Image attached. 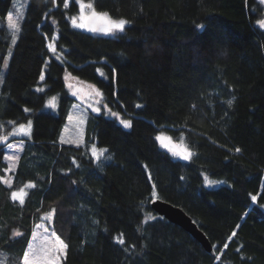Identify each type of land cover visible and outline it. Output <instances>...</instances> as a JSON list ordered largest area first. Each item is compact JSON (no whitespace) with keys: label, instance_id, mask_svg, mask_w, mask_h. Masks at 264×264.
<instances>
[{"label":"trees","instance_id":"trees-1","mask_svg":"<svg viewBox=\"0 0 264 264\" xmlns=\"http://www.w3.org/2000/svg\"><path fill=\"white\" fill-rule=\"evenodd\" d=\"M92 1L98 11L127 18L125 30L74 28L76 0L67 8L68 0H29L13 44L6 21L13 0H0V73L11 53L0 132L33 124L29 137H16L24 144L11 188L4 178L13 140L0 144V264H22L35 226L53 209L50 227L68 245L63 264H264V29L256 23L264 3ZM66 73L94 83L132 126L90 113L84 143H62L76 102ZM52 95H59L57 112L44 109ZM160 131L191 157L162 148ZM93 146L107 151L96 159ZM206 175L225 183L207 186ZM29 182L35 187L24 203L13 201L11 192ZM156 199L183 209L213 253L156 213Z\"/></svg>","mask_w":264,"mask_h":264},{"label":"rangeland","instance_id":"rangeland-1","mask_svg":"<svg viewBox=\"0 0 264 264\" xmlns=\"http://www.w3.org/2000/svg\"><path fill=\"white\" fill-rule=\"evenodd\" d=\"M28 2H29V0H16L15 7H13V2H12L11 12L13 14V19L18 23V25H20L21 20L23 19L24 15H25ZM69 2H70V0H68L67 4H69ZM82 2L85 3V5H87V3L93 2V1L92 0H82ZM79 5H80V3H79ZM96 11H98V10H96ZM98 12H102V11H98ZM90 13H91V9H88L85 6V8L83 9V15L89 16ZM80 16H81V7H80V13L78 15L72 17L71 23H72V20L74 18H75L77 24L81 23L82 21L80 20ZM110 17L114 20L120 19V18H114L112 16H110ZM124 19H126L128 21V23L125 25V26H127L130 22L127 18H124ZM6 21H7V19H6ZM85 23H87L88 27H85V28H78L75 26H73V27L76 29H79V30H84L87 32H92V33H104L102 31L93 32V31L89 30L90 28H97V29L104 28L106 25H105V22L103 20L91 19V20L85 21ZM7 25H8V21H7ZM117 32L118 31H114L113 33H109V34H116ZM50 44H52L54 46L53 43H50ZM11 49H12V47L10 48V50ZM6 58L8 59V64H9L10 55L8 54V56ZM7 68L3 67L2 75L5 74ZM72 77L74 78L75 81H72L71 78L69 80V77H67L66 87H67L69 93L73 97L76 98V102H74V104L72 105L71 110H70L69 117H71V119H69V117H68L67 123L65 124V126L62 130L61 137H60L62 143L72 144V145H81L84 143L86 124H87V120H88L90 113L104 114L108 117L116 118L119 123H120L121 119L130 120L128 117H126V116L120 114L119 112L113 110L109 106V104L105 100V96H104L103 91L100 88H98L94 83L80 79L74 75H72ZM1 85H2V83H0V90H1ZM38 89L43 90L44 87L41 86V87H38ZM53 97H55V100H53ZM49 101H52V103L55 104V107L49 106ZM58 104H59V95H52L48 98L44 109L50 110L52 112H57ZM93 109H99V111H94ZM112 113H116L118 115L113 116ZM23 124L27 125V123H23ZM32 126H33V124H32ZM31 132H32V127L30 129V135H31ZM30 135L21 134L19 132V125L14 127L11 131L7 132V134L4 131L0 132V137H5V136L7 137V140L6 141H0V144L8 143L9 140H13L12 142L8 143V144H11L12 147L11 148L7 147V153L5 156V160L7 161L9 168L7 171L8 174L4 178V181H9L11 183L10 172H11V170H15V168L17 167V164H18V160H19L18 159L17 161H9L7 159V157L8 156H15V157L20 158L21 149H22L23 144H24L23 140H16V137H24L25 138V137H29ZM157 136L162 137L161 140H158L160 146L162 148L172 152L175 157L183 158L182 154L184 152H189V149L185 145H183V143L174 140L166 132L160 131L157 133ZM165 145H167V147H165ZM95 147L98 150V152H99V150H101L100 148H98V146H95ZM209 181L211 183H209ZM29 183H31V182H29ZM29 183H27V184H29ZM224 183H225L224 180H212L207 175L205 177V185L210 186V187H217V186H220L221 184H224ZM26 185L21 188V189H23V192L25 193V195L23 196V199H25L26 194H27L28 190L30 189V188H27ZM21 189L15 190V191L18 192ZM45 216H43V220L40 221L35 226L33 234H36L37 236H41V237L42 236H48L49 238H51L52 234L55 233L54 230H52V228L50 227L52 216H49L48 219H44ZM55 235L58 236L56 233H55ZM32 239H33V235H32L30 242H32ZM63 261H64V259L62 260L61 264H63ZM22 264H23V260H22Z\"/></svg>","mask_w":264,"mask_h":264},{"label":"snow or ice","instance_id":"snow-or-ice-1","mask_svg":"<svg viewBox=\"0 0 264 264\" xmlns=\"http://www.w3.org/2000/svg\"><path fill=\"white\" fill-rule=\"evenodd\" d=\"M53 2L55 3V0H53ZM76 2L80 3V7H81V16H80V20L82 21L81 23L77 24L75 18L72 20V24L75 27L78 28H85L88 27L87 23H85V21L91 20V19H98V20H103L105 22V27L102 29H97V28H90V31L96 32V31H102L105 34H109V33H113L114 31H119V32H123L125 30V25L128 23V21L124 18H120L118 20H114L110 17L109 13L107 12H98L95 10L94 7V3L93 2H89L87 3V5H85V3L82 2V0H76ZM261 3H264V0H261ZM16 4V0H13V7H15ZM85 6L88 9H91V13L89 16H85L83 15V9L85 8ZM64 7L67 8L68 4L64 3ZM7 21H8V26L9 28H11L13 30V36H12V43L15 44L16 43V39L18 38L17 33L19 31H21L20 26L18 25V23L13 19V14L12 12H8L7 13ZM55 23V21H54ZM257 25L259 26L260 29H264V19H260L257 22ZM204 25H197V28H203ZM49 48V50L53 53L56 54L57 49L56 47H54L52 44H49L47 46ZM9 55H11V53H9ZM57 59H59V56L56 57ZM3 67L7 68L8 67V59L4 58V62H3ZM97 72H99L100 70L97 69ZM114 71V70H113ZM103 76V73H100ZM40 79L43 80L44 76L43 74H41ZM3 75L2 73H0V83H3ZM38 91H42V89H38ZM53 100H55V97H53ZM232 101L229 100L228 104L231 105ZM49 106L51 107H55V104L52 103V101H49ZM136 107H141V105L137 104ZM94 111H99V109H93ZM24 111H30L29 109H24ZM113 116H116L118 114L116 113H112ZM69 119H71V117H69ZM120 123L123 124V126L125 128H130L132 126V121L131 120H126V119H121ZM32 127V121H28L27 125L25 124H20L19 125V132L21 134L24 135H30V129ZM157 140H161L162 137L157 136L156 137ZM7 137H0V141H6ZM8 148H11L12 145L8 144L7 145ZM165 147H167V145H165ZM107 151V149H102V150H98L96 149L95 146H93L92 148V155L93 157H95L96 159H99L100 155H103V152ZM235 151L239 152L240 149L237 148ZM183 158L185 160L189 159L192 155L191 152H184L183 154ZM7 159L9 161H17L19 159V157H15V156H8ZM4 183H6L8 185L9 188H11V183L9 181H4ZM75 183V181L73 182ZM209 183H211L209 181ZM27 188H34L35 184L33 183H29L26 185ZM25 195V193L23 192V189H21L20 191H13L11 192V199L13 201H19L20 204L24 203V199L23 196ZM152 195L155 196L156 192H155V185H153V192ZM252 201L255 202L257 200L256 196H252ZM54 209L52 211V213H49L48 215H46L44 217V219H48L49 216H51L54 213ZM39 227V226H38ZM237 227H239V225H237ZM15 236H20L22 235L20 232H15L14 233ZM236 235V232L233 231L231 234V237H234ZM231 237H229V239H231ZM117 242L121 245H123L125 243V240L123 238H118ZM228 245L225 244L224 248H227ZM67 249H68V245L59 237L56 236L55 233L52 234V237L49 238L48 236H37L36 234H33V239L32 242H29L28 244V248L27 250H25L23 252V264H61L62 260L66 258V254H67ZM239 250V249H237ZM217 259H219V257H217Z\"/></svg>","mask_w":264,"mask_h":264},{"label":"water","instance_id":"water-1","mask_svg":"<svg viewBox=\"0 0 264 264\" xmlns=\"http://www.w3.org/2000/svg\"><path fill=\"white\" fill-rule=\"evenodd\" d=\"M151 207L159 215L191 233L207 251L213 253L212 244L205 233L198 228L193 219L183 209L160 199L154 200Z\"/></svg>","mask_w":264,"mask_h":264},{"label":"crops","instance_id":"crops-1","mask_svg":"<svg viewBox=\"0 0 264 264\" xmlns=\"http://www.w3.org/2000/svg\"><path fill=\"white\" fill-rule=\"evenodd\" d=\"M69 74H70V73H66V74H65V82H66V80H67V77H69V80H70V78H71L72 81H75L74 78L72 77V74H70V75H69ZM43 76H44V74H43ZM40 81H43V80L40 79ZM66 85H67V83H66Z\"/></svg>","mask_w":264,"mask_h":264},{"label":"built area","instance_id":"built-area-1","mask_svg":"<svg viewBox=\"0 0 264 264\" xmlns=\"http://www.w3.org/2000/svg\"><path fill=\"white\" fill-rule=\"evenodd\" d=\"M49 45V43L47 44V46Z\"/></svg>","mask_w":264,"mask_h":264}]
</instances>
